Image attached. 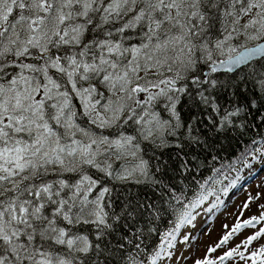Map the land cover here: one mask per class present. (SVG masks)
Instances as JSON below:
<instances>
[{
	"label": "snow or ice",
	"instance_id": "obj_1",
	"mask_svg": "<svg viewBox=\"0 0 264 264\" xmlns=\"http://www.w3.org/2000/svg\"><path fill=\"white\" fill-rule=\"evenodd\" d=\"M226 144L264 165V0H0V264H173Z\"/></svg>",
	"mask_w": 264,
	"mask_h": 264
},
{
	"label": "rangeland",
	"instance_id": "obj_2",
	"mask_svg": "<svg viewBox=\"0 0 264 264\" xmlns=\"http://www.w3.org/2000/svg\"><path fill=\"white\" fill-rule=\"evenodd\" d=\"M249 46L252 44L250 43ZM235 192L231 197L232 200H229L224 209H220L218 212L215 209L211 213L204 211L212 206L213 199L206 201L201 206L194 226L186 225L182 230L183 235L192 237L191 243L177 247L173 264H177V259L179 264H193L196 259L205 256L208 248L216 246L222 236L227 234L238 221L243 222L253 216L259 217L264 212V209L260 208V205L264 204V165H257L246 177L245 183ZM245 203L249 204L247 209L243 207ZM260 227H264V223L233 234L229 243L222 250L213 253L212 258H217L223 251L242 244L247 236L254 234ZM261 245H264V238L254 242L248 249L241 250L245 251L246 255H250ZM225 264H252V262L250 260L241 261L239 257H236L233 260L225 261Z\"/></svg>",
	"mask_w": 264,
	"mask_h": 264
},
{
	"label": "trees",
	"instance_id": "obj_3",
	"mask_svg": "<svg viewBox=\"0 0 264 264\" xmlns=\"http://www.w3.org/2000/svg\"><path fill=\"white\" fill-rule=\"evenodd\" d=\"M246 72L251 71V69H245ZM257 71H259V68H257ZM242 75L244 73H241ZM248 88L251 89L252 85L249 83ZM259 139V137H257ZM243 150V144H240L237 146L236 144H233L231 147H229L227 144L225 146L224 150H221L219 153V156L217 157V160L211 163H214L215 168L219 169V173H215L212 169H204L203 170V179H207L209 176H214V179L218 181L217 183L213 184L211 181H209V188H212L216 195L210 196L207 201L210 199H213V204L216 202L217 196H219L220 201L222 202L220 204L219 208H213L212 210L217 212L220 209H224L227 202L230 200V198L236 193L238 187L242 186L245 183L246 177L256 168L257 165H261L258 161H249L251 164V167L245 168L243 164L239 163L240 153ZM175 154L174 149H168L165 150L163 154V159H169L170 156ZM230 165H235L240 170V179L236 180L235 177L237 175L236 171L230 167ZM222 188H226L227 192H221L220 190ZM186 226V225H185ZM170 227V225H169ZM164 226H161V229L163 230ZM183 230V229H182ZM181 230V232H182Z\"/></svg>",
	"mask_w": 264,
	"mask_h": 264
},
{
	"label": "bare ground",
	"instance_id": "obj_4",
	"mask_svg": "<svg viewBox=\"0 0 264 264\" xmlns=\"http://www.w3.org/2000/svg\"><path fill=\"white\" fill-rule=\"evenodd\" d=\"M230 200H232V198Z\"/></svg>",
	"mask_w": 264,
	"mask_h": 264
}]
</instances>
